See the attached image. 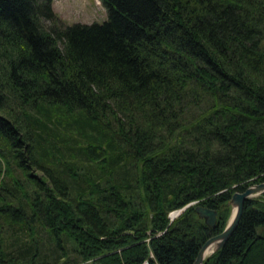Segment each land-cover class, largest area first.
I'll list each match as a JSON object with an SVG mask.
<instances>
[{
  "label": "trees",
  "instance_id": "trees-1",
  "mask_svg": "<svg viewBox=\"0 0 264 264\" xmlns=\"http://www.w3.org/2000/svg\"><path fill=\"white\" fill-rule=\"evenodd\" d=\"M51 1L0 0V264H190L264 178V0ZM200 264H264V189Z\"/></svg>",
  "mask_w": 264,
  "mask_h": 264
},
{
  "label": "rangeland",
  "instance_id": "rangeland-1",
  "mask_svg": "<svg viewBox=\"0 0 264 264\" xmlns=\"http://www.w3.org/2000/svg\"><path fill=\"white\" fill-rule=\"evenodd\" d=\"M52 8L55 11L56 15L62 19L63 21H72V20H81V21H90V20H101L106 16V6L104 5V3L101 0H52ZM47 22V21H46ZM29 171L36 173V174H41V170L35 166V165H31V167H29ZM263 179V178H261ZM24 182L27 183V187L31 188V186L29 185V182L26 178H23ZM259 180V179H258ZM258 193V192H257ZM257 193L253 194L256 195ZM190 201L184 203L185 205L187 203H189ZM183 204V205H184ZM182 206L178 207V208H171L167 211V214L169 215V217L171 218L172 216H174L175 214L178 213V211L180 210ZM174 210V214L172 215L170 212ZM231 212V205H230V209L229 212L226 216L225 222L226 223L228 216ZM37 227H38V234L41 235L43 238L47 239V233L45 231L44 226L40 225L39 222L37 223ZM224 224L222 225V227L224 226ZM8 224L6 223H2V231L3 234H7L8 232ZM221 227V228H222ZM11 228V227H10ZM220 228V229H221ZM220 229L214 231L217 232ZM17 232H19V230H17ZM212 232V233H214ZM11 234V233H10ZM8 234L7 236L10 237L11 235ZM10 235V236H9ZM71 241H69L68 239L64 241V244L68 245L70 244ZM53 243L52 242H48L46 244V248L44 247V249L46 250V256L48 259L53 260L52 256L55 255V248L53 247ZM58 248V247H56ZM57 251L59 250L56 249ZM71 255H73L72 249H68L66 250V252H64L62 255L58 256L57 259L55 258V262L56 264H58L57 262L66 257H70ZM142 262L147 264V260L144 259ZM141 262V263H142ZM73 264V263H72ZM83 264H92L91 260L87 259L85 261H83Z\"/></svg>",
  "mask_w": 264,
  "mask_h": 264
},
{
  "label": "water",
  "instance_id": "water-1",
  "mask_svg": "<svg viewBox=\"0 0 264 264\" xmlns=\"http://www.w3.org/2000/svg\"><path fill=\"white\" fill-rule=\"evenodd\" d=\"M262 189H264V178L259 180H252L246 183L244 186L240 188H235L231 191V193L226 199V202L231 205V212L228 216L226 223L219 231L209 234L200 243L190 264H200L203 256L208 253L206 251L210 245H212V248L210 250H213L225 240V238L230 233L238 219V216L242 209L244 198L246 196L257 193ZM184 205H182V207ZM193 209L199 216L203 217L204 221L208 225H213L216 218L215 207L200 202H195L193 204Z\"/></svg>",
  "mask_w": 264,
  "mask_h": 264
},
{
  "label": "bare ground",
  "instance_id": "bare-ground-1",
  "mask_svg": "<svg viewBox=\"0 0 264 264\" xmlns=\"http://www.w3.org/2000/svg\"><path fill=\"white\" fill-rule=\"evenodd\" d=\"M262 190H263V189H262ZM252 195H253V194H252ZM170 213L173 215V214H174V210L171 211ZM211 248H212V245H210V246L208 247V249H207L206 252H210V251H211V250H210ZM142 264H146V263H142Z\"/></svg>",
  "mask_w": 264,
  "mask_h": 264
}]
</instances>
